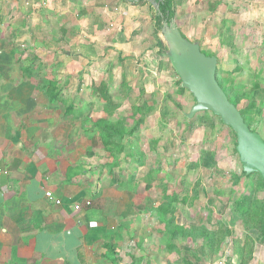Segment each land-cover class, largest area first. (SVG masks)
<instances>
[{
    "label": "rangeland",
    "instance_id": "obj_1",
    "mask_svg": "<svg viewBox=\"0 0 264 264\" xmlns=\"http://www.w3.org/2000/svg\"><path fill=\"white\" fill-rule=\"evenodd\" d=\"M116 2L123 6L124 16L133 17L132 22H150L148 30H98L96 48L81 51L73 42H92L93 34L78 30L75 24H64L75 29L70 30L71 37L64 33L61 24L67 17L60 15L59 1L0 0V84L30 66L36 76L56 74L58 67L59 84L53 90L65 96L63 111L71 105L81 107L79 117L68 118L75 124L74 131L86 129L79 136V146L73 140V163L89 158L86 149L80 148L92 146L97 159L94 165L109 166L97 192L107 189L105 194L113 196L110 205L118 204L124 195L129 204L147 200L156 205L151 213L157 218L155 210L165 204L163 194L174 195L176 225L193 231L200 230L197 227L224 230L226 234L212 246L203 237L190 241L193 256L181 238L170 248L165 231L140 235L138 241L129 235L118 247L113 245L115 254H105L106 245L98 244L94 257L84 264H114L116 257V264H131L139 251L142 264H264V185L260 176H242L237 136L219 117L212 112L187 117L196 99L182 87L166 54L161 11L147 0ZM95 3L88 4L91 11ZM172 6L185 36L199 42L205 54L219 59L218 78L224 89L246 112L251 129L264 139V0H172ZM160 16L159 26L156 17ZM114 21L112 28L119 26ZM76 22L85 21L76 17ZM143 39V50L148 51L140 55L136 49ZM83 98H88L87 108L79 104ZM139 212L130 209L128 217L135 219ZM256 212L260 214L256 216ZM140 217L149 221L147 212ZM201 235L193 234L196 238ZM100 253L101 259L97 258Z\"/></svg>",
    "mask_w": 264,
    "mask_h": 264
},
{
    "label": "crops",
    "instance_id": "obj_2",
    "mask_svg": "<svg viewBox=\"0 0 264 264\" xmlns=\"http://www.w3.org/2000/svg\"><path fill=\"white\" fill-rule=\"evenodd\" d=\"M57 1L63 7L61 10L59 6L60 15L67 17L61 24L64 33L67 31L71 37L70 32L75 30L71 26L75 24L78 30H90L93 34L92 42H73L69 37H63L81 51L96 48L94 36L98 30H134V33L148 30L150 23L142 24L138 19V22H132L133 17L124 16L123 6L120 7L116 0H98V3L96 0ZM92 1L95 3L93 11L91 4L88 5ZM109 14H112L111 18L107 16ZM76 17L85 21L84 24L81 20L77 23ZM113 21L119 22V26L112 28ZM128 21L131 22L127 25ZM64 24L71 26L64 27ZM88 41L91 43L86 44ZM144 41L137 44L136 52L140 55L148 51L143 50ZM54 70L56 74L36 76L24 69L19 74H11L6 84H0V264H84V260L94 257L93 249L98 244L106 245L103 250L108 254V245L118 247L117 243H123L129 235L138 241L141 236L159 231H165L169 244L175 245L180 238L187 244L194 243L183 236L172 238L163 221L151 213L156 205L147 200L129 204L124 195L118 204L110 205L113 196L105 194L107 189L97 192L101 175L109 172V167L94 165L97 159L95 152L90 150L92 146L80 148V151L86 149L85 155L92 159L86 157L82 161L77 159L80 163L75 160L73 163V142L77 145L79 136L85 135L86 129L81 131L80 128L79 135L74 131L72 119L79 117L81 107L71 105L63 111V93L53 90V83L59 84V69ZM87 99H81L79 104L82 107L85 104L87 108ZM92 144L94 146L93 141ZM91 152L94 155L89 154ZM47 193L62 200L63 204L56 203ZM95 195L97 200L93 201ZM87 200L92 201L91 205H87ZM130 209L134 213L140 211L139 216L130 219ZM143 212H147L149 221L141 220ZM145 243L146 239L141 247ZM190 246H185V250L193 256ZM97 256L101 259V253Z\"/></svg>",
    "mask_w": 264,
    "mask_h": 264
},
{
    "label": "water",
    "instance_id": "obj_3",
    "mask_svg": "<svg viewBox=\"0 0 264 264\" xmlns=\"http://www.w3.org/2000/svg\"><path fill=\"white\" fill-rule=\"evenodd\" d=\"M160 11L163 0H147ZM161 34L166 43V54L182 81V87L196 99L187 114L192 119L202 112H212L237 136L236 150L247 176L258 174L264 181V139L253 131L241 110L231 102L218 81L219 59L202 51L199 42H192L182 34L175 19L165 18Z\"/></svg>",
    "mask_w": 264,
    "mask_h": 264
},
{
    "label": "trees",
    "instance_id": "obj_4",
    "mask_svg": "<svg viewBox=\"0 0 264 264\" xmlns=\"http://www.w3.org/2000/svg\"><path fill=\"white\" fill-rule=\"evenodd\" d=\"M160 11H161L164 19L165 18H169V19L173 18L174 19L175 16H176L175 12L173 10V6H172V0H164V1L160 2ZM161 20H162L161 16L160 17H156V21H157V24L159 26L161 25L160 24ZM182 34L185 36V34L183 32H182ZM30 67L27 68V73H32V71L30 70ZM218 81L221 84V86L223 87V83H222V81L219 80V78H218ZM54 84L55 83H53V85ZM223 89H224V87H223ZM225 92L229 96L231 102L237 106V103L232 100V98L230 97V95L227 92V90H225ZM107 94H108V92H105V94H103V97L106 98V99L108 97ZM241 112H242L243 116L245 117L246 116V112H243V111H241ZM245 120L248 123L246 117H245ZM93 143H94V145H97L95 141ZM89 154L94 155L93 152H91ZM107 167H109V166H107ZM252 175L247 176L244 171L242 172V176L247 177V178H251ZM260 179H261V182L264 185V181L262 180L261 177H260ZM147 189H148V187H147ZM168 195H164L163 194V197L166 198L165 201H164L165 204L161 205L159 209L157 208L155 210V213L157 214L159 219L161 221H163L162 223H164L165 226H166L165 230L169 231V233H170L172 238H176L177 239L179 236H183V237H186V238H190L193 241H197L200 237H203V239L205 240V244L212 246V245L215 244L216 241L219 240V238L224 237V235L226 234L224 230H221L220 232H213V231H211V230H209L207 228H204V227H197L200 230L193 231V230H188L184 226L175 225L174 221L176 222V217H175V214H174L175 212L173 211V209L175 208V205H176V203H175L176 196H174V195H172V196L169 195L168 196ZM192 201L193 200L191 199V201L189 203L192 204L193 203ZM239 212H242V211L239 210ZM242 213L244 215H247L249 213V209L246 210V211H243ZM259 214H260V212H256V216H258ZM194 227H196V226H194ZM198 232H201L202 235L199 236L198 238L194 237L193 234L196 235ZM169 245H170V248H172V249H174L175 246H176V244L174 245L173 243H171ZM107 251L108 252H113L114 254L116 253L115 248L113 246L110 247L109 245L107 246ZM138 257L139 256L133 257L134 260L131 262V264H142V260H141L142 256H140L139 258ZM117 262H118V259L116 257V258L113 259V263L116 264Z\"/></svg>",
    "mask_w": 264,
    "mask_h": 264
},
{
    "label": "built area",
    "instance_id": "obj_5",
    "mask_svg": "<svg viewBox=\"0 0 264 264\" xmlns=\"http://www.w3.org/2000/svg\"><path fill=\"white\" fill-rule=\"evenodd\" d=\"M48 197H50L51 199H53L56 203H59V200L54 199V197L52 196L51 193H47ZM88 206L91 205V201L87 202Z\"/></svg>",
    "mask_w": 264,
    "mask_h": 264
}]
</instances>
